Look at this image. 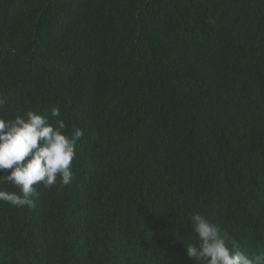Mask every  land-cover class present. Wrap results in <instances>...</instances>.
Listing matches in <instances>:
<instances>
[{"label":"trees","instance_id":"1","mask_svg":"<svg viewBox=\"0 0 264 264\" xmlns=\"http://www.w3.org/2000/svg\"><path fill=\"white\" fill-rule=\"evenodd\" d=\"M0 96L83 130L0 264H194L196 213L264 254V0H0Z\"/></svg>","mask_w":264,"mask_h":264},{"label":"clouds","instance_id":"2","mask_svg":"<svg viewBox=\"0 0 264 264\" xmlns=\"http://www.w3.org/2000/svg\"><path fill=\"white\" fill-rule=\"evenodd\" d=\"M7 97L0 96V111ZM54 122L35 110H24L12 118L0 116V185H12L18 191L0 188V202L14 208L35 207L37 185L52 189L72 183L75 146L83 130L73 125L66 130L59 107H53ZM196 240L185 244L194 264H264V254L250 256L237 240L228 237L220 224L196 213L190 218Z\"/></svg>","mask_w":264,"mask_h":264}]
</instances>
